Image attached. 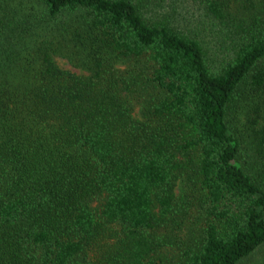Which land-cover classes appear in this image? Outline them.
Wrapping results in <instances>:
<instances>
[{
  "label": "trees",
  "instance_id": "trees-1",
  "mask_svg": "<svg viewBox=\"0 0 264 264\" xmlns=\"http://www.w3.org/2000/svg\"><path fill=\"white\" fill-rule=\"evenodd\" d=\"M186 1L234 39L216 68ZM258 251L264 0H0V264Z\"/></svg>",
  "mask_w": 264,
  "mask_h": 264
},
{
  "label": "rangeland",
  "instance_id": "rangeland-1",
  "mask_svg": "<svg viewBox=\"0 0 264 264\" xmlns=\"http://www.w3.org/2000/svg\"><path fill=\"white\" fill-rule=\"evenodd\" d=\"M178 19L179 25L190 31L191 33H196L200 37H203L207 45L212 51L211 64L214 68L226 58L233 46V40L227 29L218 22H212L205 15L204 10L195 5L193 2L186 1L179 12ZM56 62L59 66L70 69L75 72H83L81 69L72 66L67 59L63 57L56 56ZM177 192L179 188H176ZM261 251L254 252L246 259L244 264H256L260 257Z\"/></svg>",
  "mask_w": 264,
  "mask_h": 264
}]
</instances>
